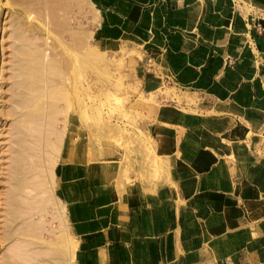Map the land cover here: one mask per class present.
<instances>
[{
  "label": "crops",
  "instance_id": "0c3cea01",
  "mask_svg": "<svg viewBox=\"0 0 264 264\" xmlns=\"http://www.w3.org/2000/svg\"><path fill=\"white\" fill-rule=\"evenodd\" d=\"M94 2L105 40L166 47L167 74L200 99L149 125L158 181L62 168L77 264H264V0Z\"/></svg>",
  "mask_w": 264,
  "mask_h": 264
},
{
  "label": "rangeland",
  "instance_id": "374dc122",
  "mask_svg": "<svg viewBox=\"0 0 264 264\" xmlns=\"http://www.w3.org/2000/svg\"><path fill=\"white\" fill-rule=\"evenodd\" d=\"M100 19L94 0H0V264H77L80 243L68 218L62 168L69 163L88 171L103 166L123 182L158 181L167 166L148 140L149 125L175 111L196 112L190 101L198 102L200 96L167 74L166 47L144 53L132 39L105 40ZM20 24L27 36L22 44L39 48L44 64L55 60L53 76L66 95L56 102L59 147L51 161L39 157L44 149L35 148L31 131L21 121L28 138L25 150L36 152L30 157L26 151L21 174L16 175L14 126L20 121L10 112ZM255 26L260 28L259 23ZM47 166L45 187L33 190L38 181L34 173ZM18 176L24 183L13 189ZM41 199L42 205L28 209Z\"/></svg>",
  "mask_w": 264,
  "mask_h": 264
},
{
  "label": "bare ground",
  "instance_id": "6f19581e",
  "mask_svg": "<svg viewBox=\"0 0 264 264\" xmlns=\"http://www.w3.org/2000/svg\"><path fill=\"white\" fill-rule=\"evenodd\" d=\"M31 18H32V15H31ZM22 26H23V24H20L18 27L19 30L22 29V33L19 34L21 30L19 31V33H17L18 31L16 32V34H19L18 35L19 37H16V39L19 38L21 40V42H20V40L18 39L21 45L19 46V48H17L19 55H16L17 57L19 56L20 58L18 57L19 58V66L18 67L16 66L17 69L15 68L16 69V72H15L16 74L14 75L15 79L13 80L12 85H11V90H12L11 91L12 92L11 93V100L13 103V107H12L13 110L11 109L12 111L10 112V114L17 115L15 120L17 121L19 119V121L21 123V124L18 123V124H16V126H14L15 132L18 133V135L16 134L17 135V138L15 140L16 146L14 149L16 157H15V161L13 160L14 161L13 170H14L15 174L16 173L21 174L20 172H21L22 167H23L22 164L26 158V151L29 153V156L31 155L30 157L34 156V153L36 152L35 151L34 153H31L29 150H25L26 147H24V142L28 138L24 133V128L22 125L23 123L21 122L22 120L24 122L25 127H27L25 129L28 131L29 130L31 131V137L32 138H30V141L36 143L39 148H37L35 146L34 147L36 149H39L40 151L44 149L43 154H41L39 157L41 159L47 161V162H49V161H51V159H53V150H55L57 147H59L57 140H58L59 134H60V132L58 130H56V127H55V117H56V112L58 111L56 102L58 101L59 98L62 99V97L64 98L66 95L65 91L63 92L62 88H64V87L61 86L62 84H59L60 82H58L57 79L54 78V76H53L57 72V70H55V68H56L55 60L50 59L48 61L50 63L47 62L48 64H46V63L44 64V61H42L43 59H41V54L38 50L39 48L35 49V48H33V46L30 47V45H28L27 43L22 44V42H23L22 40L24 39V37H27V36H25L26 34H24L26 32V30L23 29L24 27H22ZM18 45H16V47ZM34 47H36V46H34ZM14 50H16V49L14 48ZM16 56H14V57H16ZM16 63H18V61ZM16 65H18V64H16ZM45 66H46V68H45ZM13 74H14V72H13ZM82 88L85 89L84 86ZM46 108H48L47 111H45ZM82 109H83V107H82ZM30 124H32V125H30ZM28 131H27V133H28ZM28 142H26V143H28ZM29 144L30 143H28L27 145L29 147H31ZM34 147L32 146V149H34ZM28 149H30V148H28ZM37 152H38V154H40L39 151H37ZM33 158H35V157H33ZM38 160H39V158H38ZM33 163H35V162H33ZM40 163H38V164H40ZM49 168H50V166H49ZM47 169H48V166L46 167L45 170L37 169L36 173H34V175L38 178V181L34 182V185L32 186L33 190H37L40 187L41 188L45 187V185H46L45 182L50 175L49 173H47L48 172ZM32 181H34V180H32ZM23 183H24V181L21 179L20 176H18V179L16 180L15 184L13 185V189L14 188L19 189ZM14 200H15V198L12 197L11 201L13 202ZM38 201H32L31 203H29L28 209L29 210H35V208H37V205L40 204V202H42V199L38 200ZM43 201H44V199H43ZM40 205H42V204H40ZM33 222H35V221H33ZM6 257H5V259H6ZM52 257H54V255H52ZM6 260H8V259H6ZM9 263L12 264V262H9ZM5 264H7V263H5ZM47 264H50V263H47Z\"/></svg>",
  "mask_w": 264,
  "mask_h": 264
}]
</instances>
